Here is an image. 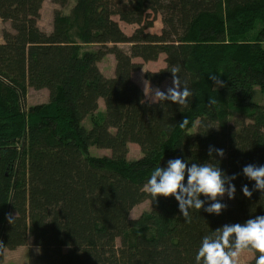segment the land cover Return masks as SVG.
Wrapping results in <instances>:
<instances>
[{
	"label": "trees",
	"instance_id": "16d2710c",
	"mask_svg": "<svg viewBox=\"0 0 264 264\" xmlns=\"http://www.w3.org/2000/svg\"><path fill=\"white\" fill-rule=\"evenodd\" d=\"M44 1L0 0L12 28L0 43V251L31 239L35 264H195L203 236L264 214V192L242 174L264 164V104L253 101L255 87L264 92V0H53L51 31L39 26ZM159 16L161 32L149 31ZM119 22L138 27L128 35ZM108 55L112 77L99 66ZM161 55L165 67L145 78L177 76L187 104L150 101L133 79L136 59ZM29 88L49 100L26 106ZM130 143L141 157H128ZM210 145L225 156L210 157ZM93 146L111 154L90 155ZM178 156L237 173L234 202L186 219L174 197L153 200L147 179ZM146 200L151 209L132 218ZM245 250L255 264L259 253Z\"/></svg>",
	"mask_w": 264,
	"mask_h": 264
},
{
	"label": "clouds",
	"instance_id": "9594fccd",
	"mask_svg": "<svg viewBox=\"0 0 264 264\" xmlns=\"http://www.w3.org/2000/svg\"><path fill=\"white\" fill-rule=\"evenodd\" d=\"M175 72L174 69L172 73ZM222 83L217 80L218 85ZM190 95V90L183 87L175 75L173 86L167 91H154V96L158 98L155 101H171L178 105L187 104ZM208 153L210 157L215 153V157L221 159L225 156V150L214 145L209 146ZM242 174L249 181H254L252 189L264 192V164H246ZM237 176V173L228 174L219 164L190 163L178 156L169 158L163 166L155 167L144 189L153 200L161 195L174 197L180 214L186 219H190L191 209L220 215L228 207L224 197L229 200L235 198L236 185L233 181ZM241 190L245 196L251 197L252 190L247 184L242 185ZM13 219L10 216L9 222ZM249 248L259 253L255 264H264V214L250 217L242 223L223 224L213 234L203 236L195 255V264H237L240 253Z\"/></svg>",
	"mask_w": 264,
	"mask_h": 264
},
{
	"label": "rangeland",
	"instance_id": "374dc122",
	"mask_svg": "<svg viewBox=\"0 0 264 264\" xmlns=\"http://www.w3.org/2000/svg\"><path fill=\"white\" fill-rule=\"evenodd\" d=\"M60 8L58 4H55L53 0H45L42 9H41V16L39 19V26L45 30V31H51L53 27V18H54V10ZM69 7L66 8V11H69ZM118 20V17H114ZM155 26L152 27L149 31L157 33L162 30L163 24L161 20V16L158 17V20L155 22ZM125 32L128 34H132L135 29L138 27L137 25L134 26H127V25H122ZM3 30H10L12 31L10 22H4L0 18V43L3 42ZM125 45L124 47H126ZM101 66L105 70V73L108 74L112 72V69L114 67V56L109 55V58L107 56V59L105 58L104 60L101 61ZM164 60L159 58L157 61L153 63H147L144 64V67L135 72V79L141 82L144 85L146 94L152 98L156 99L157 97L154 96V91L155 90H161L163 91L162 87L155 86L154 84L150 83L146 78H145V72L148 69L152 70H159L161 69L162 66H164ZM171 80L163 85L164 88L168 89L172 87L171 85ZM49 100V95L48 91L46 89L42 90H36L33 88L28 89V94L26 98V106H30L33 104H38V103H45ZM253 101L258 104H264V92L261 91L259 87H255L253 91ZM244 117H242V114L238 110H232L231 115H230V122L236 127H239L243 121ZM84 125L87 128L91 127V122L89 119H86L84 121ZM130 152L128 154V157L130 159H137L142 156V153L140 151V148L137 144L130 143L129 145ZM89 153L90 155L93 156H104V155H110L111 151L108 149H100L95 146L89 148ZM224 199L227 201L229 205H231L234 202V199L229 200L227 196L224 197ZM151 209V202L149 200H146L139 205L135 206L134 209L131 212V217L132 218H138L141 216L143 213L149 211ZM146 234H150V231L145 230ZM121 241L120 239L117 240V245L120 246ZM40 253V249L31 243V239L28 240L27 245L23 247H19L16 250H8L3 253V261L1 264H35V260L37 255ZM254 257V253L251 250H244L240 253L238 259H237V264H249Z\"/></svg>",
	"mask_w": 264,
	"mask_h": 264
},
{
	"label": "crops",
	"instance_id": "0c3cea01",
	"mask_svg": "<svg viewBox=\"0 0 264 264\" xmlns=\"http://www.w3.org/2000/svg\"><path fill=\"white\" fill-rule=\"evenodd\" d=\"M120 23V26L122 27V29L124 30V28H123V26L122 25H127V26H134V25H130V24H127V23H124V22H119ZM156 24V23H155ZM155 26V25H154ZM124 32H125V30H124ZM161 31H159V32H157V33H160ZM126 33V32H125ZM126 34H128V33H126ZM128 35H131V34H128ZM122 47H124L125 45H121ZM126 48H127V46H126ZM162 57V59L164 60V58H165V56L164 55H161L160 56V58ZM108 58H109V55H108ZM106 59H107V57H106ZM115 59V58H114ZM136 61L137 62H141V63H143V67H144V64H149V63H153V62H155V61H150V62H144L142 59H136ZM101 63L102 62H100L99 63V66H100V69L102 70V72L106 75V76H108V77H112L113 75H114V71H115V65H114V67H113V69H112V72H110V73H108V74H106L105 73V70L102 68V66H101ZM114 64H116V61L114 62ZM164 64H165V62H164ZM163 67H165V65L164 66H162L161 68H163ZM148 70H151V71H155V70H152V69H148ZM137 72V71H136ZM133 79L143 88V90L145 91V88H144V85L141 83V82H139L138 80H136L135 79V72L133 73ZM171 79H166L161 85H159L158 87H162L163 88V91H167V89L166 88H164L163 87V85L165 84V83H167V82H169ZM171 85H173V80H171ZM156 86V85H155ZM145 94H146V91H145ZM146 96H147V98L150 100V101H155V100H157L158 98H156V99H152V98H150L147 94H146ZM99 109H100V111H104L105 110V104H104V100L103 99H100L99 100ZM6 251H8L7 249L6 250H4V252H6Z\"/></svg>",
	"mask_w": 264,
	"mask_h": 264
},
{
	"label": "water",
	"instance_id": "95a60500",
	"mask_svg": "<svg viewBox=\"0 0 264 264\" xmlns=\"http://www.w3.org/2000/svg\"><path fill=\"white\" fill-rule=\"evenodd\" d=\"M4 250H5V249H1V251H0V257H1L2 254L4 253Z\"/></svg>",
	"mask_w": 264,
	"mask_h": 264
}]
</instances>
